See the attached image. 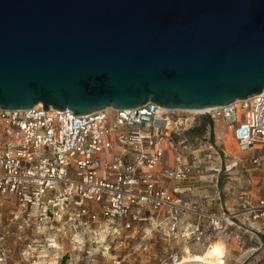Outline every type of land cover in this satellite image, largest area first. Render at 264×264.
Wrapping results in <instances>:
<instances>
[{
	"label": "built area",
	"instance_id": "1",
	"mask_svg": "<svg viewBox=\"0 0 264 264\" xmlns=\"http://www.w3.org/2000/svg\"><path fill=\"white\" fill-rule=\"evenodd\" d=\"M202 117L222 121L240 153L264 150V93L205 113L154 103L85 115L69 108L44 110L42 104L27 110L0 107V264H17L8 245L11 236L28 240L17 235L19 213L32 232L26 247L33 254L26 250L20 259L29 264L48 257L36 254L44 247L41 236L54 223L62 224L70 211L83 236L96 234L91 226L97 219L106 223L110 236L124 232L115 237L114 247L125 245L140 227L143 238L180 234L193 245H203L216 233L236 234L242 247L246 235L260 249L264 198L246 199L241 212L231 213L210 212L181 197L179 184L192 177L199 152L208 150L207 144L199 150L193 145ZM252 163L264 171V155ZM185 252L188 256V246ZM182 260L175 254L171 263Z\"/></svg>",
	"mask_w": 264,
	"mask_h": 264
},
{
	"label": "water",
	"instance_id": "2",
	"mask_svg": "<svg viewBox=\"0 0 264 264\" xmlns=\"http://www.w3.org/2000/svg\"><path fill=\"white\" fill-rule=\"evenodd\" d=\"M264 93V0H0V107L85 115Z\"/></svg>",
	"mask_w": 264,
	"mask_h": 264
},
{
	"label": "rangeland",
	"instance_id": "3",
	"mask_svg": "<svg viewBox=\"0 0 264 264\" xmlns=\"http://www.w3.org/2000/svg\"><path fill=\"white\" fill-rule=\"evenodd\" d=\"M201 121L202 125L208 122L206 132L195 133L197 138L193 145L199 150L207 144L208 150L199 152L200 160L198 159L195 164L192 177L179 184L183 193L181 197L210 212L227 209L231 213H239L246 199L256 203L260 198H264V171L256 168L252 163L253 157L264 155V150L240 153L236 142L232 140L231 133L222 121L210 122L206 117H202ZM164 159L170 162V152L165 151ZM199 165L207 169L202 170ZM69 213V217L64 216L62 224L54 223L53 229L41 236L44 247L38 248L36 254L48 255V257L40 258L37 264H172L171 259L175 254L187 256L185 252L187 246L190 253L200 254L217 242L224 246L225 264H264L262 230V245L258 250L254 249L257 246L256 242L246 235L244 236L247 240L242 247L238 246L236 234L216 233L203 245H193L185 243L180 234L175 238H164L155 234L143 238V230L140 227L125 245L114 247L112 242L115 237L124 232L110 236L112 231L108 229L106 223L97 219L91 226L96 234H92V237L88 234L83 236L76 232L78 222L72 215L73 211ZM239 218L240 221L243 220V217ZM16 223L17 235H21L23 240L26 236L28 240L21 243L20 238L11 236L8 245L13 250L14 257H17V264H29L20 259L26 250L27 255L33 254L32 250L26 247L32 232L24 223L30 224V222L19 213ZM20 224L22 228L18 230ZM255 227H261V223ZM14 241H17V244ZM48 242L53 246L48 247Z\"/></svg>",
	"mask_w": 264,
	"mask_h": 264
},
{
	"label": "bare ground",
	"instance_id": "4",
	"mask_svg": "<svg viewBox=\"0 0 264 264\" xmlns=\"http://www.w3.org/2000/svg\"><path fill=\"white\" fill-rule=\"evenodd\" d=\"M211 109L192 110L193 112L205 113ZM233 140V138H232ZM225 250L221 243H214L204 252L192 254L188 252V256L183 257V260L177 264H225Z\"/></svg>",
	"mask_w": 264,
	"mask_h": 264
},
{
	"label": "trees",
	"instance_id": "5",
	"mask_svg": "<svg viewBox=\"0 0 264 264\" xmlns=\"http://www.w3.org/2000/svg\"><path fill=\"white\" fill-rule=\"evenodd\" d=\"M207 123H208V122H205V124H204L202 127L196 129V130L194 131V133L204 134V133L206 132L205 129H206Z\"/></svg>",
	"mask_w": 264,
	"mask_h": 264
},
{
	"label": "crops",
	"instance_id": "6",
	"mask_svg": "<svg viewBox=\"0 0 264 264\" xmlns=\"http://www.w3.org/2000/svg\"><path fill=\"white\" fill-rule=\"evenodd\" d=\"M201 253V252H200Z\"/></svg>",
	"mask_w": 264,
	"mask_h": 264
}]
</instances>
